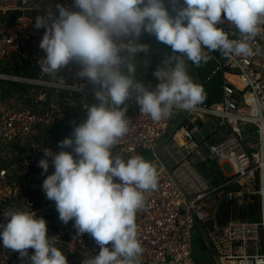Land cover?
Masks as SVG:
<instances>
[{"label": "clouds", "instance_id": "obj_1", "mask_svg": "<svg viewBox=\"0 0 264 264\" xmlns=\"http://www.w3.org/2000/svg\"><path fill=\"white\" fill-rule=\"evenodd\" d=\"M74 0L79 11L57 4L37 15L35 29H45L39 47L42 73L55 77L75 63L76 73L94 86L98 104L87 108V119L71 137L59 142L61 149H43L38 161L41 175L54 172L42 183L46 199L55 202L59 220L85 233L99 246L98 254L82 264H142L144 251L137 236L136 213L144 206L145 192L158 186L155 167L142 156L124 160L111 149L128 132L125 101L135 95L142 114L154 121L171 115L173 108L191 110L204 100L203 89L193 82L186 61L199 67L219 51L224 55L249 57V43L264 28V0ZM58 13V14H57ZM226 20L238 30L239 39L217 27ZM154 35L167 45V56L154 72L161 81L155 91L135 78L139 53L149 46L138 43L142 33ZM170 69V70H169ZM118 182H115L117 181ZM0 224L3 247L19 253L22 264H69L66 255L48 235V222L35 212H4ZM28 249H33L29 255ZM259 264H264V258Z\"/></svg>", "mask_w": 264, "mask_h": 264}, {"label": "built area", "instance_id": "obj_2", "mask_svg": "<svg viewBox=\"0 0 264 264\" xmlns=\"http://www.w3.org/2000/svg\"><path fill=\"white\" fill-rule=\"evenodd\" d=\"M57 4L79 11L74 0H0V61L12 58L39 66L45 56L39 47L45 29H35V18L45 15L47 8L56 12ZM182 5L183 0H180ZM217 27L227 32L229 39L240 38L238 30L226 20ZM249 43L254 51L252 56L221 53L225 59L223 69L226 76L222 80L219 103L196 106L191 110L174 107L171 115L160 121L141 113L135 95L121 105V108H127L125 117L129 130L111 151L125 155L127 159L139 155L141 150L153 152L166 135L171 118L180 111L217 118L218 125L213 128V134L219 133L221 127L227 130L207 146L206 158L215 161L226 177L225 182L215 188L210 187L191 159V155L200 150V144L193 136L195 126L183 129L182 158L172 168L153 153L150 163L157 171L158 186L156 190L144 193V206L136 213L137 236L144 249L142 264H203L192 256V230L208 220L205 198L216 190H224V199L231 206L241 207L252 203L255 198L259 205L256 220L229 217L218 231L209 233V247L217 264H259L264 258V31ZM79 70V65L70 63L54 79L41 70L37 78L0 71V81L45 86L47 90L62 94L70 107L87 112L96 99L95 89L86 79L76 75ZM138 81L150 91H155L161 82L157 78ZM39 101L34 100L32 108L11 107L0 100V224L7 223L4 212L16 209L33 211L38 218L43 217L48 222V235L66 255L69 264H82L89 256L98 254L100 249L95 240L88 233L78 235L73 227L74 221L63 224L54 201L39 203L27 199L20 193L16 182L17 176L22 175L24 189L43 192L42 183L54 172V167L50 162L48 172L41 175L43 170L38 167V161L45 158V148L60 151L36 134L37 126L47 128L54 121L52 109L38 105ZM14 142L19 143V152L5 154L3 148ZM6 164L9 165L6 167ZM3 186L7 193L15 194L11 204H6V196L1 194ZM33 252L28 249L29 255ZM0 264H22L19 253L5 249L2 239Z\"/></svg>", "mask_w": 264, "mask_h": 264}, {"label": "crops", "instance_id": "obj_3", "mask_svg": "<svg viewBox=\"0 0 264 264\" xmlns=\"http://www.w3.org/2000/svg\"><path fill=\"white\" fill-rule=\"evenodd\" d=\"M164 2L170 14H175L174 12H172V6L171 4H169V0H164ZM140 43L148 45L149 51L147 53H139L137 55L135 60V63L137 65L135 78L137 80L144 78H156L154 76V72L158 67L162 66V62L167 56L173 54L172 50L169 46L158 42L154 35L148 34L147 32L142 33ZM205 54L209 55L211 59H209L207 63L202 62L199 67L193 65L190 61H186V70L188 75L191 77L193 82L197 83L202 87L203 95L205 97L203 102L198 104L197 106H204V105L220 102L221 84L223 78L226 76L225 70L223 69V64L225 59L221 54V52L219 51L208 52L207 50H205ZM11 59L8 58L6 60L0 61L1 72H3L1 70L2 66L4 67L6 65L9 64L11 65V63H13ZM13 74L14 73L12 72L11 75ZM3 82L5 81H0V83ZM11 83L12 84H10V87L19 85L17 82H11ZM93 103L98 104L99 101L95 99L92 102V104ZM129 107H131V105H129ZM217 125H218V119L215 117L208 116L202 113L193 114V113H188L186 111H180L179 113L175 114L173 118H171L169 129L166 135L157 143L151 156H153V153L154 154L156 153V148L159 145V143L162 142V140H164L167 136H169L172 133L171 138L167 142L163 143L157 151V156L159 157V159L163 161L167 167L172 168L175 165V163H177L178 160L182 158L181 148L185 143V139L183 138V129L185 127L187 128V127L195 126L196 131L193 133V136L195 138V141L198 144H200V150L198 153L196 152V154H192L191 159H193L194 162L196 161L197 169L199 170L200 174L203 175L208 180L210 187L215 188L216 186L222 184L226 180V177L223 176V174L221 173L219 165L215 163V161L206 158L207 146L215 138L218 139L219 134L223 135L227 132L226 128L221 127L219 128L220 131L219 133L213 134V128L217 127ZM36 134L40 138L44 139L42 136H40L38 131L36 132ZM179 135H181V137ZM19 149H20L19 143L14 142L6 145L3 148V152L5 154L9 153L8 155H14L17 152H19ZM207 160L214 162L215 165L217 166V170L210 169L207 172H204L202 170V164L207 163L208 162ZM7 179L10 178L8 177ZM21 180H23V176L22 175L17 176L16 182L18 183L19 186H21V182H22ZM223 192L224 190L222 191L216 190L208 194V196L205 198L208 220L204 223H199L195 226V231L197 230L199 232L200 235L199 238L203 249H205V251H209L211 257L213 258H214V254L209 247V241H208L209 233L212 231L215 232L218 231L220 226L225 224V222L228 220L229 217H233V218L237 217L234 212L236 211L237 208H239L228 204L224 199ZM14 193H15V188H14ZM5 196L6 199H8L7 202H12V200L14 201L13 197L15 196V194L6 192Z\"/></svg>", "mask_w": 264, "mask_h": 264}, {"label": "rangeland", "instance_id": "obj_4", "mask_svg": "<svg viewBox=\"0 0 264 264\" xmlns=\"http://www.w3.org/2000/svg\"><path fill=\"white\" fill-rule=\"evenodd\" d=\"M13 63L11 65L2 66L1 70L11 75L12 72L16 74L15 76L20 77H30L37 78L40 68L37 64L32 62H22L17 59H11ZM15 65V66H14ZM13 74V75H14ZM54 79L55 77H51ZM12 81L6 80L3 83H0V100L2 102H6L11 107H34V100H40L38 105L41 104L42 107L47 109H52L54 121L50 127L40 128L36 127L40 136H42L47 143L54 147L57 150H65L59 147V142L67 137H71L74 131V128L79 124L83 123L87 119V113L83 111H79L78 109L69 107V103L66 102L64 96L59 93H54L52 90H47L45 86H31L26 85L24 83H18L19 85L10 87ZM53 106V107H52ZM57 106V107H56ZM174 117V116H173ZM172 117V118H173ZM173 128V127H172ZM170 128V129H172ZM169 129V128H168ZM140 156H142L146 161L150 162L152 158V152L150 150H141ZM115 156H119L124 160H127L125 155L113 153ZM208 162L202 164V170L207 172L208 170H217V166L214 162L207 160ZM196 162V161H195ZM9 164H6V167ZM20 193L30 200H34L36 202L50 201L46 199L44 192H29L24 189L22 186H19ZM6 193L4 186L1 188V194L4 196ZM6 204H11L12 202H7ZM13 201V200H12ZM53 202V201H51ZM250 206L252 207L253 214H247L245 209ZM239 219L243 220H251V215L256 217V220L259 216V205L258 200L255 198L252 203H248L236 209L234 212ZM199 232L195 228L192 230V256L195 260L203 262L205 264H216L213 257H211L209 251H205L203 249L202 244L199 238ZM91 239H93L90 236Z\"/></svg>", "mask_w": 264, "mask_h": 264}, {"label": "water", "instance_id": "obj_5", "mask_svg": "<svg viewBox=\"0 0 264 264\" xmlns=\"http://www.w3.org/2000/svg\"><path fill=\"white\" fill-rule=\"evenodd\" d=\"M170 15H175V14H170ZM171 136H172V133L169 135V136H167L164 140H162V142H160L159 143V145L157 146V148H156V155H157V151H158V149H159V147L163 144V143H165V142H167L170 138H171Z\"/></svg>", "mask_w": 264, "mask_h": 264}, {"label": "trees", "instance_id": "obj_6", "mask_svg": "<svg viewBox=\"0 0 264 264\" xmlns=\"http://www.w3.org/2000/svg\"><path fill=\"white\" fill-rule=\"evenodd\" d=\"M252 211H253V210H252V207L250 208V206H249L247 209H245V212H246L247 214H248V213H249V214H250V213L253 214ZM255 218H256V217H254V215H251V218H249V219L254 220Z\"/></svg>", "mask_w": 264, "mask_h": 264}, {"label": "bare ground", "instance_id": "obj_7", "mask_svg": "<svg viewBox=\"0 0 264 264\" xmlns=\"http://www.w3.org/2000/svg\"><path fill=\"white\" fill-rule=\"evenodd\" d=\"M180 137H181V135H179ZM227 264H234L233 262H231V263H227Z\"/></svg>", "mask_w": 264, "mask_h": 264}]
</instances>
